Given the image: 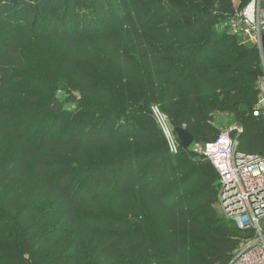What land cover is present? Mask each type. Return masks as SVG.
<instances>
[{"label": "trees", "instance_id": "trees-1", "mask_svg": "<svg viewBox=\"0 0 264 264\" xmlns=\"http://www.w3.org/2000/svg\"><path fill=\"white\" fill-rule=\"evenodd\" d=\"M17 1L0 0V8ZM252 1L21 0L19 5L31 8L53 4L55 26L46 32L72 45L113 29L120 35L111 40L119 59L149 75L142 100L135 96L113 105L108 93L68 60L63 71L78 81L82 95L107 104H95L89 111L86 103H79L71 112L73 100L62 96L52 114L64 116L48 120V130L36 133L34 143L31 134L20 136L13 128L8 110L17 74L27 68L24 22L20 24L17 12L14 21H0V157L8 147L13 150L0 160V264H29L21 260L20 248L48 244L49 220L60 216L78 231L74 252L79 259L71 264H84V245H92L89 254L96 256L88 264L231 262L247 234L217 212L219 175L208 160L210 166L200 170L205 158L190 149L173 154L150 106L161 104L174 130L186 129L197 144L216 140L220 130L211 118L229 113L244 128L241 150L264 156V118L253 116L264 74L260 51L226 38L220 28L238 12L236 3L246 8ZM35 35L41 46H48L47 34ZM216 93L223 95L222 101L210 100ZM66 117L69 125L61 130ZM100 149H107V156L94 158ZM31 158L33 171L25 180ZM29 186V197L39 186V196L54 198L60 213L50 216L42 213V206H25L22 196ZM108 201L119 207L121 202L135 203L146 212L138 211L141 220L106 238L84 209ZM31 259L43 264L41 250Z\"/></svg>", "mask_w": 264, "mask_h": 264}, {"label": "rangeland", "instance_id": "rangeland-1", "mask_svg": "<svg viewBox=\"0 0 264 264\" xmlns=\"http://www.w3.org/2000/svg\"><path fill=\"white\" fill-rule=\"evenodd\" d=\"M20 2L21 0H18L13 3L16 6L9 5L0 8V21L5 19L12 22L15 20V12L18 13L20 24L24 22L22 32L28 40L24 53L27 68L17 74L18 81L13 86L12 98L9 101L8 108L12 120L10 124H14L13 128L19 129L20 136L26 135V133L28 135L31 134V142L34 143L36 140L34 135L36 133L40 132L43 134L48 130V120L51 121L52 118L55 119L57 116H64V114L57 116L52 114L53 108L59 104L62 96H68L70 100H73L72 108L69 110L71 112L78 108L79 103H86L85 109L87 108L89 111L95 104H107L102 100H91L82 95L81 85L78 81L71 77L70 73L63 71L65 63L70 59H73L81 71L90 75L108 93L109 98L111 97V100H113V105L132 100L135 96L139 100L146 96L149 82L148 72L146 70L134 71L123 64L111 46L113 44L111 40L120 38V35L112 33L113 29H109L107 35L99 32V36L96 39L87 38L85 41L81 40L78 42L77 45H72L67 38H63L60 35L52 37L46 32L49 28L55 26L53 18L57 13V8L53 4L40 3L38 5L37 3L34 8H31L27 5H19ZM64 6L61 8L60 13L65 11ZM236 8L238 12L234 16L229 17L220 28L227 33L226 38L234 37L238 43L243 44L244 41L240 34L241 28L237 22V15L241 14L246 8L241 6L240 3H236ZM36 33L39 35L47 34L50 37L47 47L41 46L36 41ZM109 36L115 37L109 39ZM207 96L205 95V97ZM185 97V93H182L181 100H185ZM222 99L223 95L221 93H216L210 98L213 102L222 101ZM150 108L152 114L156 108L162 112L161 104L152 103ZM72 117L73 115L71 114L69 118L71 119ZM69 118L66 117L64 119L61 130L69 125ZM13 120L15 121L13 122ZM211 120L220 132L236 125L234 116L229 113L217 112ZM19 125H22V127L20 128ZM12 152L13 150L8 147L5 154L0 157V160L8 159ZM106 156L107 149H100L97 153L93 152L94 158ZM202 160L198 165L200 170L210 166L207 160L203 158ZM33 167L34 161L31 158L27 166L25 180L30 178ZM15 184H18V181H15ZM24 190L22 198L25 206H42V213L53 214L50 216L60 213V205L54 201V198L45 199L39 196V186L36 187L35 193L31 197H29L31 187H25ZM27 194L28 199H25L24 202V197ZM121 204L123 205L119 207L108 201L105 205L99 204L84 209V212L92 215L96 219L92 222L98 224L97 228L102 231L106 238H110L113 231L128 227L133 220H141L138 217V211L140 215L146 212V209L139 208L135 203L121 202ZM216 209L218 214L225 219L219 204ZM81 221L87 222L89 220ZM225 221L230 225L232 224L228 220ZM69 231L70 234L68 233ZM77 232V229H71V222L63 219L62 216L49 220L46 234L51 241L48 244H42L41 249L37 247L34 249L30 247L27 249L20 248L24 254L21 260L34 264L31 259L32 253H37L38 250H41V261L43 264H71L79 259L74 252ZM90 247L92 248V245L83 246L85 251L83 255L84 264L94 262L96 259V256L89 254V252H92ZM47 254L48 257H46ZM96 264L104 263L96 262Z\"/></svg>", "mask_w": 264, "mask_h": 264}, {"label": "built area", "instance_id": "built-area-1", "mask_svg": "<svg viewBox=\"0 0 264 264\" xmlns=\"http://www.w3.org/2000/svg\"><path fill=\"white\" fill-rule=\"evenodd\" d=\"M264 0H253L237 15L244 44L258 48L264 72ZM258 104L254 118H264V74L258 84ZM155 120L163 132L170 151L178 154L182 147L168 118L158 108ZM244 128L235 125L221 131L211 143H194L190 150L208 160L219 175L218 203L223 215L247 234L229 264H264V156L246 153L240 148ZM263 223V224H262Z\"/></svg>", "mask_w": 264, "mask_h": 264}, {"label": "water", "instance_id": "water-1", "mask_svg": "<svg viewBox=\"0 0 264 264\" xmlns=\"http://www.w3.org/2000/svg\"><path fill=\"white\" fill-rule=\"evenodd\" d=\"M175 133L177 134V138L181 142L183 149L188 150L195 143L194 137L186 129H175Z\"/></svg>", "mask_w": 264, "mask_h": 264}]
</instances>
